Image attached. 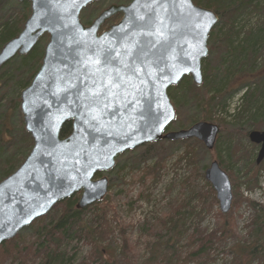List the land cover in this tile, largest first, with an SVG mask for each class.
<instances>
[{
	"label": "water",
	"instance_id": "water-1",
	"mask_svg": "<svg viewBox=\"0 0 264 264\" xmlns=\"http://www.w3.org/2000/svg\"><path fill=\"white\" fill-rule=\"evenodd\" d=\"M18 1H28L31 12L19 35L1 48L0 68L16 56L29 54L43 35L48 34L49 40L38 71L20 96L24 127L33 146L24 162L0 181V245L76 194H80L79 210L103 201L109 178H96L97 174L114 169L117 157L129 150L161 140L189 139L214 149L220 133L215 123L199 121L186 129L167 131L177 115L168 90L188 76L196 85L204 82L202 62L209 55L210 34L219 21L214 11L194 0H133L109 6L85 25L82 10L98 0H79L75 6L74 0ZM117 14H123L120 22L99 33ZM209 18L211 23L201 34L198 25ZM156 19L164 22V34L152 37L145 22L150 25ZM124 45L134 55L125 56ZM198 47L203 51L195 55ZM106 54L112 62L103 63ZM121 61L141 72H128ZM104 71L110 74L104 79H113L117 72L122 77L114 80L120 87L110 89L115 95L101 87ZM170 72L178 78L173 79ZM98 91L101 96L94 95ZM103 95L108 98L101 103ZM68 122L71 133L62 137ZM248 137L260 146L256 156L260 165L264 130H252ZM205 178L215 190L220 210L228 213L233 203L228 173L214 160Z\"/></svg>",
	"mask_w": 264,
	"mask_h": 264
},
{
	"label": "trees",
	"instance_id": "trees-1",
	"mask_svg": "<svg viewBox=\"0 0 264 264\" xmlns=\"http://www.w3.org/2000/svg\"><path fill=\"white\" fill-rule=\"evenodd\" d=\"M194 1L197 5L214 11L219 16V20L226 23L223 29L219 28L216 31L214 28L215 31L212 34L217 41V48L222 54L220 57L221 66L211 70L210 77L204 81L201 87L203 89L202 96H187V91L194 86L191 77H185L179 85L171 87V93L178 103L177 116L184 114L182 108L188 105L186 102H189L192 97L202 107L217 111L219 107L224 106L233 90L246 88L244 95L238 99L234 113L230 114L229 110L219 109L233 121L228 122L227 118L223 117L219 122L222 134L225 133V130L235 131L240 126H246L245 136H248L250 131L258 130L264 119V72H261L264 70V66L257 64L264 55V28H259L256 32L252 30L244 32L242 36V31L239 32L235 27L237 18L245 14L249 8L261 9L259 0ZM11 2L19 5L22 9L16 18V15L13 18L9 13H5L6 4ZM29 15L30 3L28 1L17 3L15 0H0V50L5 43L19 35ZM224 29L227 31L225 32ZM43 52L35 46L29 54L16 56L13 59L18 58L20 63L25 65L31 63L32 65L33 61L42 57ZM10 63L11 60L7 65ZM35 67L31 69L35 70ZM207 72L209 73V71ZM251 75H254L253 79L250 77ZM247 77L249 79L244 82ZM255 79L260 81L256 83ZM26 83L27 81L21 85L22 88H26ZM234 83L239 85L233 86ZM17 102L19 103V98H17ZM18 103L14 107L16 105L18 107ZM203 118L207 119L208 117L204 116ZM198 121L193 119L186 124L191 126ZM2 129L4 130L0 133V180L13 173L21 165L20 162L23 159L18 157V153L21 152L22 156L26 155L33 146V139L25 128H23V135L19 142L4 145L5 133L10 129L6 128L4 123ZM71 130L72 124L68 122L61 130L62 137L69 135ZM220 137L217 139L216 149H214H218L220 153L226 151L227 161L225 156L219 154V163L225 168L227 167L225 164L229 165V160L232 161L234 156L231 150L232 144L229 141L228 144L223 143ZM187 141L179 142L187 147ZM195 143L199 144L197 141ZM25 146L27 147L25 148ZM11 148H13L12 154L4 157ZM241 152L242 155L236 162L244 159L245 152L243 150ZM196 155V151L189 146L180 157V161L186 159L193 164L192 160L194 161ZM250 163H254L257 170L254 177L252 175L253 167L246 166ZM255 164L256 161L252 158L244 165L243 171L234 175L235 185L239 192L228 213L214 210L219 202L210 183H207L206 190L202 191L200 186H195V179L187 178L186 184H182L183 195L172 200L168 205L165 217L156 216L154 224L148 222L139 229L140 239L143 238V244L146 245L145 252L142 254H140V247H136L129 237H124L121 243L118 241V236L122 234L118 235L117 229L113 228V222L108 219L109 211H100L97 208L98 217H94L88 222L85 214L97 203L79 210L76 208L79 199L76 194L58 203L48 215L35 220L30 225L33 230L30 236L19 233L16 237L1 244L0 264H71L70 258L66 259V244L74 238L92 245L88 254L91 260L89 264H213L219 258L218 251L222 254L226 253L225 247L230 242L241 244V249L240 252L227 250L231 261L226 259L224 264H243L244 256L248 257V264L256 262L264 264V206L245 199L241 192L243 185H246L250 191L260 189L264 161L260 166L257 164L255 166ZM246 169H249V172L243 173ZM194 170L196 171V169ZM244 179L245 181H243ZM246 179L248 180L246 181ZM244 203L254 214L248 226L249 232L246 237L242 238L237 233L236 220L240 216L236 214ZM107 209L112 211L111 208ZM209 216L215 217L216 220V228L211 233L202 228L203 221ZM102 242L108 244L110 248L115 247L116 253L113 257L103 258L106 255V249L100 252L98 247ZM250 245L256 247L254 249L247 248Z\"/></svg>",
	"mask_w": 264,
	"mask_h": 264
},
{
	"label": "rangeland",
	"instance_id": "rangeland-1",
	"mask_svg": "<svg viewBox=\"0 0 264 264\" xmlns=\"http://www.w3.org/2000/svg\"><path fill=\"white\" fill-rule=\"evenodd\" d=\"M132 1L133 0H98L82 10L80 15L81 22L85 25H89L104 9L109 6L113 4L128 5ZM15 2L20 3L18 0H15ZM259 3L261 9L254 10L251 7L245 14L237 18L235 28L239 32L242 31V36L244 32L247 33L250 30L256 32L259 28H264V0H259ZM21 11V7L12 2L6 4L5 6V13H9V15L13 18L15 15L16 18ZM122 17L123 15L121 14L110 19L102 26L99 33H102L108 30L112 25L119 23ZM225 24V21L223 22L222 20H219L214 28L216 31L219 30V28L223 29ZM215 29L212 30L208 41L210 49L209 55L202 62L204 81L210 77L211 70L221 66L220 57L222 54L217 48L218 44L215 37L212 36ZM226 31L227 29L225 32ZM48 40L49 35L45 34L41 37L36 46L44 51ZM41 56L43 57V54ZM42 57L39 60L33 61L32 65L31 63L30 65L22 64L18 58H15L11 60L10 64H5L0 68V133L4 130L2 129L3 123L6 128L10 129L9 131H6V135L4 136V145L6 146L9 143L13 144L19 142L23 135L22 131L25 127L23 115L20 109V96L24 88H22L21 85H23L26 81V87L30 85L33 77L41 65ZM257 64L264 66V55L260 58ZM34 66H36L34 68L35 70H32L31 68ZM207 71H209V73ZM261 72H264V70ZM207 73L208 76H206ZM253 76L251 75L250 77L253 79ZM248 79L249 77L245 78L244 82ZM259 81V79H255L254 82L257 83ZM203 84H194V86L187 91V96H202L203 89L201 87ZM238 85L239 84L236 85L234 83L233 86ZM170 89L168 90V94L177 111L178 103L173 97L174 95L171 93ZM245 89L246 88H237L233 90L230 93L231 96H228L226 103L224 104L225 107H219V109L229 110L230 114L234 113V108L236 104H238V99L244 95L246 91ZM17 98H19V103L17 102ZM189 100V102H186L188 105L182 108L184 114L180 116L176 115L175 121L171 123L167 131L186 129L190 126L187 124L193 119L196 121L205 120L220 126V119L226 117L224 111L220 112L219 109H217V111H212L211 109L204 108L196 102L193 97ZM239 102L241 101L239 100ZM17 103L18 107L17 105L14 107ZM204 116H207L208 118L204 119ZM227 120L228 122L233 121V119L229 118H227ZM263 120L261 121L258 130H264ZM245 127L246 126H240L235 131L225 130V133L219 134V137L221 135L220 138H222L223 143L228 144L230 142L232 144L231 150L233 152L232 155L234 156V159H232V161L229 160V165L225 164L227 166L225 168L221 165L222 169L228 173L232 182V206L239 192L235 185L236 181L234 179V175L236 176V174L243 171L244 165H246L252 158L255 161L257 152L259 151V145L252 143L249 140V137L245 136ZM195 141L199 142L196 139H189L186 142L187 147H192L197 154L194 161L192 160L193 164L191 162L189 163L186 159H182V161H180V157L183 155L187 147L179 141L161 140L159 142L148 143L119 155L116 159V166L114 169L106 173H100L96 176V178L102 176H107L109 178V192L103 201L98 202L95 206H92V208L85 214L86 220L90 222L92 218L98 217V214H96L98 213L96 210L97 208L100 211H109L108 219L113 222V228L117 229L116 232H118V235L122 234L121 236H118V241L121 243V240H123L124 237H129L136 247H140V254L144 253L146 245L143 244V238L142 240L140 239L139 229L141 226L148 222L154 224L156 216L165 217V214L168 212V205L172 202V200L180 195H183L182 184H186L185 180L187 178L195 179V186H200L202 191L206 190L205 186L209 183L205 178L206 168L214 160L220 162L219 154H222L225 157L227 156L225 150L222 151V153H220L218 149L215 150L216 148L208 150L202 142L197 144ZM21 147L24 148L23 146ZM26 147L27 146H25V148ZM31 148L27 151L26 155L22 156L21 152L18 153V157L23 159L20 162L21 164L28 156ZM241 150L245 152L244 159L240 162H236V160L242 155ZM12 151L13 148L8 150V152L6 151L7 153H5L4 157L12 154ZM225 159L226 161L228 160L227 157ZM246 166L253 167L254 172L252 175L253 177L256 176L257 170L254 167V163H250V165ZM193 168L196 169V171ZM247 172H249V169L244 170L243 173ZM202 174H204V176H202ZM247 180L248 179H246V181ZM243 181H245V179ZM241 192L245 199L264 206V173L260 179V189L257 188L250 191L246 185H243L241 187ZM77 195L79 198L80 194ZM107 208H111L112 211ZM214 210H220L219 204L214 207ZM253 214L254 212L250 210L248 205L245 203L241 206V209L237 211L236 215L240 216L238 217V220H236L237 233L240 237L243 238L247 236L249 232L248 226ZM202 226L204 230L211 233L216 228L215 217L209 216V218H206L203 221ZM125 230H128L129 232H126ZM32 232L33 230L29 226L23 229L20 233L24 236H30ZM91 246L92 245L86 242L79 241L77 238L72 239L66 244V259L70 258L69 262L71 264H89L91 260L88 254L90 253ZM108 246V244L103 242L98 245L100 252L106 249V255L103 256L102 254L103 258L106 259L113 257L116 253L115 247L110 248ZM255 247V245L247 246L249 249H254ZM240 249L241 244L230 242L225 247L226 253L222 254L218 251L219 258H217V261L213 264H224V260L226 259L231 261L230 255H227L229 253H227V250L230 252H240ZM248 263V257L244 256L243 264ZM255 264L258 263L256 262Z\"/></svg>",
	"mask_w": 264,
	"mask_h": 264
},
{
	"label": "snow or ice",
	"instance_id": "snow-or-ice-1",
	"mask_svg": "<svg viewBox=\"0 0 264 264\" xmlns=\"http://www.w3.org/2000/svg\"><path fill=\"white\" fill-rule=\"evenodd\" d=\"M76 2H79V0H74V6H75ZM83 2L87 3V0H83ZM185 2H187V0H185ZM197 15L200 16L201 20H203V17H202L201 14H197ZM139 19H143V17H140ZM210 23H211V18H209L207 23H201L200 25H198L201 34L210 25ZM156 24H159L160 28H157ZM145 26L150 27L152 29V31L150 33H148V35H150L152 37H155L157 35L162 36L164 34L163 30H164L165 25H164V22L162 20L156 19L155 22L150 24V25L147 24V22H145ZM124 48H125V52H124L125 56L134 55V53H132L131 48L128 45H124ZM202 51H203L202 48H199V47L196 48L195 55H199ZM115 55L118 57V56H120V53L116 52ZM193 58H194V56H193ZM110 62H112V57H111L110 54H106L105 57H104L103 63H110ZM121 63L123 65V67L128 72H130V73H132L134 75L141 72V69L139 67H136L134 64L133 65L123 64L122 61H121ZM142 63H146V62H142ZM187 70L188 69L186 68L185 71H187ZM99 71L100 70L97 69V72H99ZM144 71H145L146 74L150 75V73L147 72V68H145ZM109 75L110 74L107 71H104V72L101 73V87L104 89L105 93H108V94H111V95H115V93H111L110 89L112 87L119 88L120 84L119 83H114V80H121L122 77L120 76V73L117 72L113 79H104L105 77H108ZM169 75L172 76L173 79L178 78L174 74H172L171 72L169 73ZM94 83H95V81H94ZM94 95L101 96L102 94L98 91ZM107 98H108L107 95H103L102 99H101V103H103V101L106 100Z\"/></svg>",
	"mask_w": 264,
	"mask_h": 264
},
{
	"label": "flooded vegetation",
	"instance_id": "flooded-vegetation-1",
	"mask_svg": "<svg viewBox=\"0 0 264 264\" xmlns=\"http://www.w3.org/2000/svg\"><path fill=\"white\" fill-rule=\"evenodd\" d=\"M117 15H121V14H117ZM117 15H115V16H117ZM115 16H114V17H115ZM219 134H220V133H219ZM248 136H249V135H248ZM218 138H219V135H218ZM218 138H217V139H218ZM216 142H217V141H216ZM215 145H216V144H215ZM214 148H215V147H214ZM259 148H260V146H259ZM257 153H258V152H257ZM256 156H257V155H256ZM255 161H256V158H255Z\"/></svg>",
	"mask_w": 264,
	"mask_h": 264
}]
</instances>
